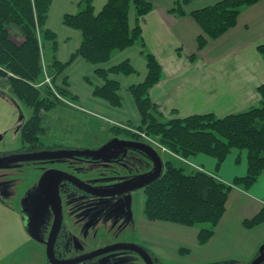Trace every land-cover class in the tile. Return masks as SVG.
<instances>
[{"label": "trees", "instance_id": "16d2710c", "mask_svg": "<svg viewBox=\"0 0 264 264\" xmlns=\"http://www.w3.org/2000/svg\"><path fill=\"white\" fill-rule=\"evenodd\" d=\"M189 1H178L172 11L184 15L182 7ZM260 1L263 0H223L192 12L204 32L198 39L199 50L234 28L242 10ZM52 2L0 0V87L7 89L31 112L21 130L24 148H47L41 141L48 129L46 117L64 104L45 83V73L52 78L59 95L75 99L64 77L68 66L78 57L102 65L115 53L137 43L145 48L139 19L153 9L149 0H108L103 10L96 14L93 0H84L82 11L64 16V25L81 31L83 38L70 61L63 63L57 55V36L46 28ZM132 6L137 17L133 28L130 26ZM12 31L23 37L22 43L13 40ZM258 51L264 56V41ZM144 55L148 64L147 78L129 88L142 116L141 125L132 128L147 133L185 160L206 155L215 159L219 167L234 151L245 153L247 157V174L232 183L201 168L187 170L170 157L163 175L145 187V218L197 228L198 243L204 246L214 236L232 190L250 187L264 173V84L258 90L261 104L249 110L225 117L209 113L185 118L178 117L174 111L170 117H165L150 97L151 90L162 79L161 65L151 52L146 51ZM134 72L129 61L110 69L98 68L96 75L104 85L96 87L94 95L114 107L121 106L120 83L110 75ZM132 135L137 136L136 133ZM263 222L264 209L247 221L246 226L253 228Z\"/></svg>", "mask_w": 264, "mask_h": 264}, {"label": "crops", "instance_id": "0c3cea01", "mask_svg": "<svg viewBox=\"0 0 264 264\" xmlns=\"http://www.w3.org/2000/svg\"><path fill=\"white\" fill-rule=\"evenodd\" d=\"M149 1L153 5L152 11L139 19L145 48L137 43L115 53L102 65H94L78 57L66 69L67 89L75 98L67 99L76 105L77 110L95 121L93 124L86 121L82 125L84 131L93 133L94 127H99L96 131L108 135L116 124L129 127L141 125L142 116L129 88L147 78L146 51L157 58L162 68V79L151 90L150 97L165 117H170L174 111L182 118L209 113L225 117L261 104L258 90L264 84V58L258 47L264 41V0L244 8L237 25L219 39L210 41L202 50H199L198 39L204 32L192 12L223 0H190L182 7L184 15L172 11L181 0ZM107 2L93 0L95 13L99 14ZM83 9L84 0L52 2L46 28L57 36L60 62L70 61L83 38L81 31L64 25V16L77 14ZM136 18V9L132 6V28L137 23ZM125 61L131 63L135 72L110 75L121 86L122 105L114 107L94 95L95 88L104 85L96 70L110 69ZM54 113L56 111L49 115ZM186 165L187 169L201 168L226 183L245 176L248 169L246 154L239 151H234L219 167L215 159L206 155L189 159ZM263 209L264 173L250 187H235L232 190L226 212L206 245L198 243L197 228L148 222L146 219L141 220L144 230H140V239L144 244L153 246L156 252L164 254L162 258L175 263H247L264 247V222L253 228L246 226V222ZM182 250L186 252L183 256L180 254Z\"/></svg>", "mask_w": 264, "mask_h": 264}, {"label": "rangeland", "instance_id": "374dc122", "mask_svg": "<svg viewBox=\"0 0 264 264\" xmlns=\"http://www.w3.org/2000/svg\"><path fill=\"white\" fill-rule=\"evenodd\" d=\"M11 34L15 42H23L21 35L13 31ZM262 57L264 58V56ZM190 59L193 60L192 57ZM30 113V110L20 105L7 92V89H0L1 153H13L26 146L22 140L21 130L28 120ZM88 120L89 122L92 121V124L95 123L94 118L64 103L57 108L56 113L46 117L48 129L41 141L47 148L54 146H62L65 149L70 147L85 149L95 146L100 148L110 141V139L104 140L105 137L134 138L135 136L132 134H135L134 132L137 131L135 138L141 140L143 143L151 144L159 152L164 161V170L165 163L170 157L175 158L179 164L187 167L176 157L178 154L147 133L137 130V128L132 129V127L127 125L116 124L111 127V134L108 135H104L102 131H96L99 127H94L93 133H88L82 128V125ZM142 134H145L146 137ZM163 148L167 149L170 153L164 151ZM115 153L110 152L102 158L103 160H100L99 163H110L111 166L103 168L106 174L104 175L105 179H103L104 177H100L91 180L93 181V185L105 187V183L109 185L130 180L135 178V176L143 175L147 170L150 172L154 167L152 161L144 153L141 154V152L134 150H128L124 154L123 151L118 150ZM113 156L116 159L114 162L111 159ZM68 161L73 160L68 159ZM186 161H189V159ZM20 164L22 165L18 168L16 163L0 166V264H48L44 258L42 246L37 241H34L33 237L27 232L22 212L24 210L25 215V211L28 209L27 201L32 206L38 198L44 207L48 209L50 205L49 180L50 176L56 173V170L48 169L41 171L34 167H27L26 162ZM85 164L83 163L82 165ZM84 168L81 169L82 171L77 169L79 170L77 173L80 179L85 181L90 180L85 175H98L101 172V165L99 164L95 167L89 166L87 169H91V172L87 174L84 173V171H87ZM98 181L102 182L99 183ZM145 201V188L122 196L104 199L83 196L82 198L72 200V196H64V212L67 218L72 221L82 219V222L86 223L83 230L79 232L75 231V234L72 231L69 232L71 234L66 239V245L75 249L78 246L77 241H79L82 247L80 246L77 251L78 253H85L96 248L108 246L115 241L121 242L130 238L137 240L138 236L140 237L138 232L144 230L143 221L141 220L146 219L144 216ZM48 213L51 214V211H48ZM72 221H69L70 225ZM147 221L154 223L164 222ZM84 232L85 234H82ZM81 238L86 244L81 241ZM146 245L152 247L156 252L153 246ZM157 253L161 258L165 257L164 254L158 251ZM185 253L182 250L180 254L183 256ZM103 261L104 263L107 262V264H124V262L125 264H141L139 263V259L123 253L119 256L105 258ZM169 262L171 263L172 261ZM162 263L166 264L165 262Z\"/></svg>", "mask_w": 264, "mask_h": 264}, {"label": "water", "instance_id": "95a60500", "mask_svg": "<svg viewBox=\"0 0 264 264\" xmlns=\"http://www.w3.org/2000/svg\"><path fill=\"white\" fill-rule=\"evenodd\" d=\"M0 140H2V137L0 136ZM128 151V150H136L144 153L149 160L153 163V169L141 176L135 177L130 180L126 181H120L115 185H112L113 188H97L93 185V181H85L81 180L75 175H72L67 172H62L59 174L52 175L50 179V187H49V197L52 201V206L56 210V222L54 225V228L52 230L51 236L55 237L57 233L59 232L60 223L62 221V214H63V206H62V199L59 192L60 184L63 182L73 184L76 188L80 189L87 195L95 196L101 199L104 198H113L121 195H125L131 192H135L137 190L143 189L149 184L153 183L154 181L158 180L164 173V161L162 157L160 156L159 152L152 147L151 145L143 142H134V141H128L123 140L120 138H113L110 141H108L106 144H104L102 147L98 149H84V150H78V149H58V150H45L40 153H31V154H9L0 156V166L8 165L12 163H18V162H27L32 161L33 159H58V158H85V159H93L97 160L100 158H103L110 152L114 151ZM99 183L102 181H98ZM36 204L30 205V203L27 201V208L24 215L23 210V217H24V224L27 232L35 239H38V231L40 230V225L42 223L41 219L36 218L33 215V212H35ZM30 208L31 209L30 211ZM45 223V221H44ZM52 237H50V246L48 247V258L50 260L51 264H74V263H80L83 261H87L91 258L98 257L100 255L108 254L110 252H114L117 250H125V249H131L135 250L139 253L141 258L144 259V261L147 264H152V260L148 253L141 248L135 247V245L130 244H119L115 246H110L106 248H102L99 250H96L86 256H83L77 260H69V261H59L56 260L54 249H53V243H52ZM264 248V247H263Z\"/></svg>", "mask_w": 264, "mask_h": 264}, {"label": "flooded vegetation", "instance_id": "af4514ba", "mask_svg": "<svg viewBox=\"0 0 264 264\" xmlns=\"http://www.w3.org/2000/svg\"><path fill=\"white\" fill-rule=\"evenodd\" d=\"M0 89L2 90L3 88L0 87ZM7 92L10 93L8 90H7ZM121 139L128 140V141H134V142H141V140H138L135 137L134 138H131V137H128V138L123 137L122 138L121 137ZM101 145H99V146H101ZM98 148H99L98 146H95L93 148H85V149L94 150V149H98ZM58 149H63V147L61 146L60 148L55 147V148L37 149L33 146H28L25 148L23 147L22 149H19L18 151L13 152V153L4 154V153L0 152V156L9 155V154H27V153L33 154V153H40V152H43L45 150H58ZM66 149L84 150V148H66ZM134 151H136V150H134ZM115 152L116 151H114L113 153L116 154ZM125 152L126 151H123V154ZM138 152H140V151H138ZM141 154H143V153L141 152ZM114 157L115 156H113L111 158L113 162L116 161V159H114ZM70 160H73V161H68V159H66V158L33 159L32 161H27L26 164H27V167H31V168L34 167L35 169L41 170V171H44V170L46 171L48 169H55L56 173H53L52 175H54V174L56 175V174H59L62 172H67V173H70L72 175H75L79 179H80V177L77 173L79 170H77V169H80V171H82L81 169H83L85 166L84 169H86L87 171H84V173L87 174V173L91 172V169L90 170L87 169V168H89V166L95 167V166H97V164L101 165V168H100L101 172L98 175H92V174L85 175V177H88L90 180H94L96 178L104 177V175H106V174H105V170H103V168H108L109 166H111L110 163H99L100 160H103L102 158L97 159V160H93L91 158H89V159L88 158L87 159H85V158H80V159L71 158ZM20 163H22V162L16 163L18 165L17 168L22 165ZM83 163H86V164L82 165ZM94 164H95V166H94ZM148 171L149 170H147L145 172H148ZM52 175L50 176V179H51ZM103 179H105V177ZM49 182H50V180H49ZM105 184H106V185H104L105 187H97L95 185L94 186L97 188H110V187L113 188L112 185H115L114 183L109 184V185L107 183H105ZM59 192H60V196L62 199L63 214H62V221L60 223V228H59L60 230L57 233V235H55V237L54 236L52 237L51 233H52V230H53L55 222H56V218H57L56 214L57 213L51 204L52 203L51 198L49 197L50 205H49L48 209H46L44 207L43 203L40 200H38L39 198L35 201L36 206L33 207V208H35V212H33V215L36 218L41 219L42 223H41L40 228H39L40 230L38 231V235H37L38 239H35V238H32V239L34 241H37V243L42 246L44 258L46 259V263L51 264L47 254H48V247L50 246V242H51L50 237H52L51 240L53 243L55 258H56V260H59L62 262L69 261V260H77L83 256H86V255H88V254H90L96 250L102 249V248L115 246V245H119V244H123V245L124 244H130V245H135V247H137V248L139 247L141 249H144L148 253V255L150 256V258L152 260L151 261L152 264H163L162 262H165L166 264H181V263H175V262L170 263L168 260L161 258V256H159L158 253L155 252L152 247H148L146 244H144L141 241L139 236H138L137 240H135L134 238H132V239L130 238L127 240L126 239L122 240L121 242L115 241L114 243H111L108 246L96 248L94 250H91L90 252L78 253L77 249L81 246L80 245L81 243L79 241H77L78 246L75 245L76 246L75 249H72L71 247L66 245V239H68V236L71 234V233H69L70 231H72V233L75 234V231L79 232V231L83 230L86 223H83L82 219H80L78 221H72V220H69L67 218V216L64 212V196L70 195V196H72V200H75L77 198H82L83 196H91V195L85 194L83 191L76 188L73 184L66 183V182H63L60 184ZM91 197H95V196H91ZM95 198L101 199L98 197H95ZM44 204H45V202H44ZM33 208H30V211ZM48 211H51V214H49ZM44 221H45V223H44ZM69 221H72L71 225H70ZM82 234H85V232ZM138 235H140V232H138ZM81 241H83L82 238H81ZM83 242H84V244H86L85 241H83ZM84 247H86V246H84ZM122 253L126 254L128 256L135 257L136 259H139L140 260L139 263H141V264H147L144 261V259L141 258V256L139 255L138 252H136L135 250H131V249L117 250L114 252H110L108 254H104V255H100L98 257L91 258L87 261H83L80 263H74V264H107V262L104 263L103 259L108 258V257L119 256ZM124 264H125V262H124ZM237 264H264V248H262L259 251V253L257 254V256H255V258L252 259L250 262L237 263Z\"/></svg>", "mask_w": 264, "mask_h": 264}, {"label": "built area", "instance_id": "2783aa9c", "mask_svg": "<svg viewBox=\"0 0 264 264\" xmlns=\"http://www.w3.org/2000/svg\"><path fill=\"white\" fill-rule=\"evenodd\" d=\"M45 76H46V79H45V83L46 84H48L51 88H52V90L55 92V94L58 96V98H60L64 103H66V104H68V105H70V106H74L75 107V105L72 103V102H70L69 100H66L65 98H63L61 95H59L58 94V92H57V88H56V86L53 84V82H52V78L51 77H49L48 76V74L47 73H45ZM137 132V131H136ZM140 134V133H139ZM144 137H146L145 136V134H142ZM150 142H152L151 140H150ZM163 150L164 151H166V152H168V153H170L167 149H165V148H163ZM177 157V156H176ZM182 162H185V163H188L186 160H184V159H182V158H180V157H178Z\"/></svg>", "mask_w": 264, "mask_h": 264}]
</instances>
